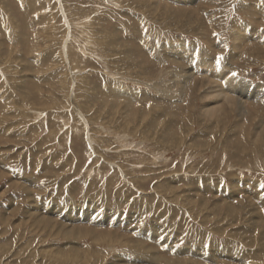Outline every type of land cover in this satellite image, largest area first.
<instances>
[{"label":"rangeland","instance_id":"1","mask_svg":"<svg viewBox=\"0 0 264 264\" xmlns=\"http://www.w3.org/2000/svg\"><path fill=\"white\" fill-rule=\"evenodd\" d=\"M263 118L264 0H0V264H264Z\"/></svg>","mask_w":264,"mask_h":264},{"label":"bare ground","instance_id":"2","mask_svg":"<svg viewBox=\"0 0 264 264\" xmlns=\"http://www.w3.org/2000/svg\"><path fill=\"white\" fill-rule=\"evenodd\" d=\"M182 1H184V3H185V1L187 2V0H182ZM193 1H196V0H193ZM244 34H246V33H244ZM237 39H239L240 42L243 41V43H244V40L247 39V36L242 37V36L238 35ZM235 43H236L235 47H238V46L240 47L243 45V44L241 45L238 41ZM208 76H211V74H209ZM214 76H217L214 78H218V81H219L217 84L218 88L214 89L212 86L209 90H207L208 91L207 93H206V91H203V97H208L210 100L214 101V105H210L204 110H205V112L208 113L207 115H209V114L214 115L217 113V117H218L217 124L219 123L220 124L219 126L222 128L224 125L229 123V121H230L229 114L231 113V111L232 110L237 111L238 115L240 117L245 118V121L242 119V122H239L241 124H238V126H240V130H241V127L246 125V121L248 119L247 114L249 113V108L246 105L245 100L248 98H251V100H255L257 98H260L263 90L261 89V87H259L260 85L254 86L253 91L251 89V91H252V93L250 95L251 97H249L248 95L251 92L250 91L249 93H247V87L249 84L247 83V87H243V88L241 86H237V87L234 86V85H236V83H238L237 81H239L241 79H236L233 75L229 74V71H223L222 70V71H219L217 74L215 73ZM192 77L193 76L190 74H184L182 77L183 79H181V85H180L181 89H182L181 90V93H182L181 96L183 98L188 93L189 85H191L193 83ZM196 84H199L200 85L199 88H200L202 83L199 81V83H196ZM195 85H194V88H195ZM202 86H203V84H202ZM199 94H201V93H199ZM183 98H182V100H183ZM263 122L264 121H262V122L259 121L260 124L255 131L256 135L258 134V132H257L258 129L261 126H264V124H262ZM260 130L261 129H259V131ZM237 132L238 131H236L234 134H236L235 136H236V141H238V144H237V146H238L240 144L239 140L241 139L242 135H239V133L237 134ZM247 136H248V133H247ZM239 147H240V145H239Z\"/></svg>","mask_w":264,"mask_h":264},{"label":"snow or ice","instance_id":"3","mask_svg":"<svg viewBox=\"0 0 264 264\" xmlns=\"http://www.w3.org/2000/svg\"><path fill=\"white\" fill-rule=\"evenodd\" d=\"M261 187H264V185H262Z\"/></svg>","mask_w":264,"mask_h":264}]
</instances>
